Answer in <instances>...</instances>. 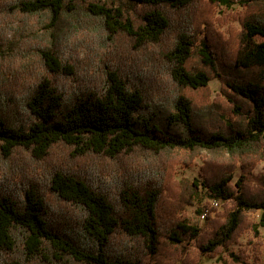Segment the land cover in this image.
Instances as JSON below:
<instances>
[{"label":"trees","instance_id":"obj_1","mask_svg":"<svg viewBox=\"0 0 264 264\" xmlns=\"http://www.w3.org/2000/svg\"><path fill=\"white\" fill-rule=\"evenodd\" d=\"M204 1L244 5L240 30L224 37ZM0 15L46 42L0 24V264H200L260 235L264 0H0ZM215 77L227 101L205 98ZM204 152L203 180H174ZM202 190L233 202L204 227L186 213Z\"/></svg>","mask_w":264,"mask_h":264},{"label":"rangeland","instance_id":"obj_2","mask_svg":"<svg viewBox=\"0 0 264 264\" xmlns=\"http://www.w3.org/2000/svg\"><path fill=\"white\" fill-rule=\"evenodd\" d=\"M116 3L125 4L127 0H114ZM202 10L199 9L200 13L210 15L212 18V24L218 31L223 34L224 37L229 38L231 31L236 32L241 28L240 15L245 11V6L240 3H235L232 8H227L225 6H212L206 1L201 4ZM8 23L10 30L7 32V38L13 42H21V44H26V40H30L34 42H42L41 44L45 45L46 42L43 41V37L45 38V30L43 29L40 23H37L36 20L31 22L25 21L23 18H19L17 20L3 18V15H0V24L4 25ZM76 39L72 40L77 44ZM78 48L69 49L68 54L75 57H85V49L82 47L76 46ZM21 63H17L19 65ZM223 92V83L219 77L213 78L209 83V89L205 92V98L208 99L211 103H219V99L221 101H227L228 97ZM218 96L220 98L217 100ZM200 100V98H199ZM200 103V102H199ZM208 155L207 152L202 153L195 158L193 164L191 166H186L184 164H177L174 171V180L180 181L183 178H187L190 180H194L195 178H199L203 180L200 175L201 165L204 163V157ZM243 170L239 166L236 171V177L233 180V183L240 177ZM253 174L262 175L264 174V161H261L256 164L253 168ZM252 184H255V181H251ZM212 198L206 195V192L202 190L198 198L195 200L193 204H189L186 207V213L188 215L189 221L191 224L199 225L200 227L205 226V219L202 220L200 217V212L205 206L210 204ZM232 201H223L221 202L220 207H212L211 211L208 215L211 214L212 217H218L219 213H223L228 209L233 208ZM263 210L251 211L248 212V217L250 220L254 222H259L262 216ZM234 251L236 253H244L249 255L250 259H253L255 256H259L261 261L264 262V227L260 228V235L255 236L253 231L250 229L242 233L239 238L234 241L228 248H225L221 253L217 256H208L203 255L200 259V264H226L231 261L229 256V252Z\"/></svg>","mask_w":264,"mask_h":264},{"label":"built area","instance_id":"obj_3","mask_svg":"<svg viewBox=\"0 0 264 264\" xmlns=\"http://www.w3.org/2000/svg\"><path fill=\"white\" fill-rule=\"evenodd\" d=\"M221 202H222L221 199H212L210 201V204L208 206H205L202 209V212L200 213L201 219L204 220L208 216V214L210 213L212 207H220L221 206Z\"/></svg>","mask_w":264,"mask_h":264}]
</instances>
